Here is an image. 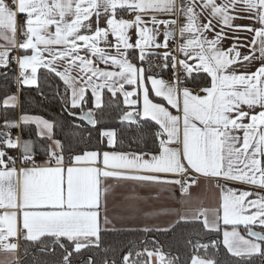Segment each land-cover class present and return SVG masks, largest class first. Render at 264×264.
<instances>
[{
  "label": "snow or ice",
  "instance_id": "obj_1",
  "mask_svg": "<svg viewBox=\"0 0 264 264\" xmlns=\"http://www.w3.org/2000/svg\"><path fill=\"white\" fill-rule=\"evenodd\" d=\"M41 70L56 81L58 116L89 143L88 129L98 132L92 147L65 144L55 136L63 120L23 108L25 88L48 99ZM0 81L7 264H221V244L233 264H264V0H0ZM107 117L135 135L126 143L101 126ZM30 125L43 164L37 141L23 139ZM202 188L217 193L216 207H191ZM165 193L189 206L168 226L115 227L110 203ZM181 225L198 226L188 262L155 239H109Z\"/></svg>",
  "mask_w": 264,
  "mask_h": 264
},
{
  "label": "trees",
  "instance_id": "obj_2",
  "mask_svg": "<svg viewBox=\"0 0 264 264\" xmlns=\"http://www.w3.org/2000/svg\"><path fill=\"white\" fill-rule=\"evenodd\" d=\"M43 71L39 73L41 75L40 81V89L44 92L48 99H43L36 88H25L21 100L23 102V108L31 115L42 116L46 119H52L53 116H56L58 120H63V126L57 127L55 129V136L57 139H60L65 144H74L79 148H90L95 144L96 139L98 138V132L95 129H88L92 133V140L89 143L87 140V131L83 129H75L72 125V120L70 117H60L58 113L60 112V105L57 100L52 99V91L53 87L50 85H54L56 81L48 78L45 80L43 78ZM195 75V74H194ZM201 76H206L204 74H199ZM3 81H0V98L4 95ZM11 84L10 91H15V85L12 83L11 79L8 81ZM190 85H194L191 84ZM19 113V109H17V114ZM77 123H81L77 121ZM101 126H109L117 129L118 136H123L125 142L127 143L131 137L135 135V127L129 131L125 126L120 125L117 121L113 120L110 117H107L103 125ZM100 127V126H98ZM81 133L84 137L83 142ZM23 139H32L37 141L36 143V161L41 162L45 160V153L42 147L43 142L39 141L38 137L35 136V126L30 125L28 129L23 134ZM11 154V153H10ZM198 230V226L193 225H181L176 228L174 232L166 233V232H151L144 233L141 231H121L116 234H111L109 239L111 242L118 248L124 247L129 243L141 244V242L145 239L147 240H158L160 243L164 245L165 251L172 252L173 254L179 253L182 261L188 262L189 257L192 254V248L187 245L186 241L189 238L193 240L197 239L194 235V232ZM206 241V238H205ZM151 247V245H149ZM31 251V250H30ZM22 249L19 252V256H22ZM44 259L51 260V257H45ZM219 259L221 264H233V258L226 254V250L223 249V245L220 247ZM28 264H31V257H29Z\"/></svg>",
  "mask_w": 264,
  "mask_h": 264
},
{
  "label": "crops",
  "instance_id": "obj_3",
  "mask_svg": "<svg viewBox=\"0 0 264 264\" xmlns=\"http://www.w3.org/2000/svg\"><path fill=\"white\" fill-rule=\"evenodd\" d=\"M228 45L225 44V47ZM206 75L205 73H201ZM190 87H195V85H190ZM44 161L37 162L38 164H43ZM134 186L128 185L126 189H123L125 195L133 193ZM137 193H140L139 189H135ZM200 192V200L194 202L191 207L198 208H214L217 206V193L211 188H202L198 190ZM142 194V193H140ZM130 207L125 209L123 205L117 204L113 206L111 203L109 205V215L112 216L113 223L116 228L119 229H138L142 228L144 225L152 226L153 228L166 227L172 221L177 219L176 210L180 212L185 211L189 206H182L174 200H171L167 197V194H163L161 199L158 201H128ZM139 211H136V209ZM161 209H172L173 214H161L152 217L145 218L143 213L145 212H154ZM0 211H3L0 209ZM243 234V233H242ZM222 240V237H221ZM19 256V253H17ZM11 258V254L0 252V264H7V261Z\"/></svg>",
  "mask_w": 264,
  "mask_h": 264
},
{
  "label": "built area",
  "instance_id": "obj_4",
  "mask_svg": "<svg viewBox=\"0 0 264 264\" xmlns=\"http://www.w3.org/2000/svg\"><path fill=\"white\" fill-rule=\"evenodd\" d=\"M165 79H170L171 78V73H168V75L167 76H165L164 77ZM18 154V153H17ZM30 166V165H29ZM18 167H19V165H18ZM19 253V252H18Z\"/></svg>",
  "mask_w": 264,
  "mask_h": 264
}]
</instances>
